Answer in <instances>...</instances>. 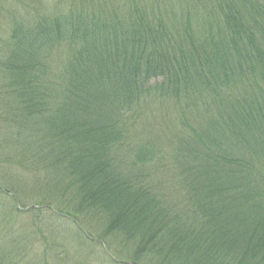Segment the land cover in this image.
<instances>
[{"label":"trees","instance_id":"16d2710c","mask_svg":"<svg viewBox=\"0 0 264 264\" xmlns=\"http://www.w3.org/2000/svg\"><path fill=\"white\" fill-rule=\"evenodd\" d=\"M0 28V165L40 187L21 210L0 174V216L48 251L0 264H58L61 234L97 264H264V0H72Z\"/></svg>","mask_w":264,"mask_h":264},{"label":"rangeland","instance_id":"374dc122","mask_svg":"<svg viewBox=\"0 0 264 264\" xmlns=\"http://www.w3.org/2000/svg\"><path fill=\"white\" fill-rule=\"evenodd\" d=\"M69 3H72V0H1L0 2V18L1 16H4L5 11L6 14L11 17L14 15V20L18 21L24 20L25 14L29 13L32 14L34 10H37L39 13H41L43 16L46 15V13L56 11L62 13L65 9L68 8ZM25 7V10L23 7ZM2 28H0V31ZM1 38V36H0ZM169 114V113H168ZM165 115V114H164ZM167 115V114H166ZM167 121V120H165ZM145 129L141 131L142 134L150 133V128L144 127ZM1 166V165H0ZM3 170H0V174L4 175L6 179L9 181L16 180L18 181V186L16 187V192L18 193V197L16 198L19 202V199L21 200V204L25 205L23 209H29L31 205L24 202L22 199L34 201V198L37 196L34 195H40V187L33 183L28 182L27 175L24 174V179L21 176V171L19 170H12L15 169V167H8V166H1ZM12 168V169H11ZM30 179V178H29ZM2 183V184H1ZM2 188L5 189L6 187H10L8 185V182H1ZM4 186V187H3ZM11 188V187H10ZM37 189L39 192L34 190ZM46 193V192H43ZM2 205L6 204L7 207L8 204L13 205L12 201L10 199H5L4 201H1ZM17 203V201L14 203V205ZM18 204L17 205H20ZM46 219V217H45ZM44 219V222L46 223V220ZM44 229H46V225H44ZM35 229L33 228V224L30 223V217L27 218L26 216H21L18 218V216L10 214V216H7L5 218L4 214L0 216V254L8 255L10 256L15 255V257L22 256L24 254H30L31 258L32 256H36L40 254L39 261L42 260L41 256L43 252L48 253L46 251V243H35L34 236ZM61 237L67 241L68 245L70 246V249L68 250V253L62 254V256L58 257L56 260L58 264H63L62 259H66L67 264H97L92 263L91 259L89 258L88 254L85 252H81L77 250L76 248V241L72 237H67L66 235H62ZM60 241V240H59ZM56 246H60V243H56ZM54 246V245H52ZM64 246V245H63ZM54 254L56 256V253L50 254V258L54 257ZM1 256V255H0ZM15 258V259H17ZM75 258L76 261L73 260ZM50 263L52 264V260H50Z\"/></svg>","mask_w":264,"mask_h":264}]
</instances>
